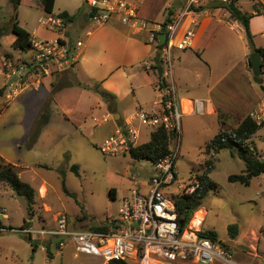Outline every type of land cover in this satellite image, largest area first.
<instances>
[{
	"label": "rangeland",
	"instance_id": "rangeland-1",
	"mask_svg": "<svg viewBox=\"0 0 264 264\" xmlns=\"http://www.w3.org/2000/svg\"><path fill=\"white\" fill-rule=\"evenodd\" d=\"M173 1L146 0L139 6V16L162 21L173 8L179 9V4L170 6ZM239 4L244 9H252L251 0H239ZM84 8L88 9L84 0H55L53 13L63 10L75 13ZM224 10V5L212 7L208 14L220 17L224 26L219 27L215 38L210 42L207 37L202 39L201 43L208 42L206 51L202 55L197 54L199 49L188 51L181 56V64L176 60L175 54H178V51H175L173 66L179 95L187 90L205 96L208 87L217 84L211 96L224 101L227 110L231 105L227 95L228 90H232L231 94H237L238 97V93H245L253 87L263 101L264 93L261 85L253 77L251 66H248V70L244 67V51L247 46L249 47L246 32L243 27L240 32L236 28H230L226 24L229 19ZM41 15L43 12L40 0H21L17 6L10 0H0V29L6 30V33L0 37V54L8 53L15 58L19 54L26 56L28 52L20 53L11 46L14 37L11 32L12 21L17 20L22 27L31 28L38 26L37 18ZM255 25L257 28L263 26V20L257 18ZM42 34L49 36L50 32L46 31ZM249 52L251 51L247 52L248 56L251 54ZM232 66H235L233 72L224 79V75ZM181 72L186 74L183 75ZM232 77L237 78L235 85L229 83ZM1 78L3 76L0 74V81ZM88 98L80 103L81 111L83 109L89 111L92 105L96 104L93 92H89ZM108 116L109 119L117 122L113 115ZM243 116L238 118L229 111L218 112V123L212 118L213 116L210 118L206 114L182 117L181 147L175 160L176 180L166 189L172 192L173 198L191 192L195 188L194 183L198 181V176L204 170L205 160L210 158L205 154L204 143L213 138L219 128L235 127ZM134 123L138 122L134 121ZM102 130L106 131V128ZM151 131L140 126V141H148ZM98 134L96 133L92 139L68 138L66 143L70 152L66 153L67 155L62 154L61 160L50 161L49 168H34L37 174L27 171L25 175L20 176L33 188H37L43 179L48 181L49 191L45 199L39 198L35 193L34 201L29 204L24 195L16 194L13 189L0 182V212L4 210L7 214V217L3 218L0 213V219L7 227L14 228L0 232V264H109L99 256L75 254L70 241H66L59 250L58 238H53L52 243L47 245L39 240L29 241L27 234L16 229L20 228L29 216L33 218L34 226L46 228L52 225L53 211L42 214L38 211L36 202L48 203L53 210L59 209V212H65L70 224L75 227L73 229L94 230L92 226L106 221L108 216L118 217V209L133 186L131 176L134 175L144 183L153 170V163L149 159H135L130 153L103 154L97 145L100 142ZM250 141L261 154L264 153V125ZM237 152L238 147L233 146L231 149L224 148L217 155L212 156L215 167L209 176L218 187L208 191L203 197L201 206L194 211L188 225L192 228L200 227L203 230L214 231L231 249L234 258L241 263L261 264L264 263V174L253 177L249 185L230 182L228 175L240 173L245 167L243 158ZM74 164L78 165L77 171L71 169ZM62 180L67 192L63 189ZM110 190L112 194L115 190L116 195L112 196ZM41 192L45 193L44 187ZM63 208L65 210H62ZM200 209H204L205 213L201 224L194 227L192 220ZM231 225H236L238 229L234 237L229 234L228 227Z\"/></svg>",
	"mask_w": 264,
	"mask_h": 264
},
{
	"label": "built area",
	"instance_id": "built-area-1",
	"mask_svg": "<svg viewBox=\"0 0 264 264\" xmlns=\"http://www.w3.org/2000/svg\"><path fill=\"white\" fill-rule=\"evenodd\" d=\"M84 1L88 6V20L93 25L101 26L118 20L134 32H144L145 41L152 45L154 55L142 63V68L155 71L157 65L162 67L161 77L157 76L158 99L154 107L138 106L129 119H124L101 141L99 150L105 155L130 153V149L139 144L140 126H143L151 129V133L162 128L167 136L168 151L152 162L153 170L144 183L131 176L133 186L129 195L123 199L118 217L108 216L104 221L105 229H70L64 213L58 214L53 228L37 229L25 225L16 229L31 237L40 234L58 238L59 250L66 241H70L75 254L99 256L105 263L244 264L234 258L231 249L219 237L203 235L200 227L192 228L188 224L182 227L172 192L166 190L176 180L175 160L182 140V112L173 76L174 52L195 46L201 17L211 11L210 2L220 1L227 5L235 0H181L179 9L162 21L139 16V6L146 0ZM38 23L54 31L56 36L31 39L25 61L2 64L6 76L12 79L13 92L34 84L29 83L30 77L39 82L44 75L72 67L76 61L75 48L82 45L81 40L73 46L63 38L66 21L59 14H47L39 18ZM161 33L165 38L159 43ZM193 105L196 113H203L208 108L201 100H195ZM249 115L258 123L264 121V106L259 105ZM1 214L5 215L4 210ZM6 229L10 228L0 221V232Z\"/></svg>",
	"mask_w": 264,
	"mask_h": 264
},
{
	"label": "crops",
	"instance_id": "crops-1",
	"mask_svg": "<svg viewBox=\"0 0 264 264\" xmlns=\"http://www.w3.org/2000/svg\"><path fill=\"white\" fill-rule=\"evenodd\" d=\"M180 2L181 0H174L170 6ZM235 4L243 12L252 14L249 19V30L252 34L253 43L256 47H264V0H251V10L242 8L239 0H235ZM53 11L47 13L42 6L43 15L37 18V22L39 18L47 14H55ZM171 11L173 13L176 10L173 8ZM224 11L229 19L226 24L230 28H236L239 32L242 31V26L229 16L226 9ZM67 12L69 15L75 14V18L71 22H66V28L62 34L63 38L73 46L77 40L82 41V45L75 48L76 61L72 67L45 75L39 82L34 81L35 77H30L28 79L29 83L34 82V84L16 89L13 92L10 84L12 79L6 76L2 64L9 61L14 63L25 61L29 52L28 50L15 49L20 53L28 52L26 56L19 54L16 58L8 53L0 54V74L3 76L0 81V88L4 87V93L0 96V156L4 161L16 166L19 177L25 175L27 171L37 174L34 168H49L50 161L61 160L62 154L70 152L66 143L68 138L92 139L96 133H99L100 144L118 125L116 121L109 119V114L113 117L118 115V119H121V123H123L124 119H129L134 114L138 106L152 109L154 102L158 99L156 89L157 73L142 68V63L154 55L152 45L145 41L144 32H134L118 20H112L106 25H93L88 20V9L86 8L75 13ZM257 18L263 20V26L258 28L255 25ZM223 24L220 17L203 15L196 32L195 46L184 51H178V54H175L178 63L181 64V56L192 49L195 51L199 49L197 54L202 55L206 51L207 43L215 38L219 27L222 28ZM25 29L30 33L31 39H50L56 36L54 31L42 27L39 23L38 26ZM46 31L50 32L49 36L42 34ZM5 33V29H0V37ZM204 37H207V40L209 39L207 43H201ZM14 39L15 35L12 42ZM249 50L250 48L247 46L244 51V67H246V70L250 66L247 53ZM234 68L235 66L229 68L224 75V79L229 77ZM182 74L185 75L186 73L183 72ZM261 76L263 82H256L264 86V74L262 73ZM174 81L176 84L175 77ZM229 83L235 85L237 78L229 80ZM216 88L217 84L209 86L205 96H203L204 94L190 93L187 90L182 95L178 94L182 117L193 114H206L210 118L213 116L212 118H215L216 123H218V112L229 111L241 118L259 105L264 106V101L251 87L245 93H238V97L237 94H231L232 90H228L227 95L231 100V105L226 110L224 101L211 96ZM90 91L95 94L97 102L92 105L91 110L83 109L81 111L80 103L89 99L88 94ZM262 91L264 93L263 89ZM101 92H107L114 96V112L107 108V104L101 97ZM195 100H201L205 106L208 105L205 112H194L193 102ZM46 104L48 105L47 119L32 140L36 121ZM102 128H106V131H101ZM141 143L144 142L139 139V144ZM99 144L97 145L99 146ZM74 165L78 167L77 164ZM47 185L48 181L43 179L38 187L34 188L39 198H46L49 191ZM42 187L45 188V193L41 192ZM1 188L4 187L1 186ZM113 195H116L115 190H113ZM35 205L42 214L53 211L51 215L52 225L46 228L56 226L59 213L66 215L65 212H59V209L53 210L48 203L36 202ZM2 217L6 218L7 214L5 213ZM66 217L68 227L70 229L75 228L70 224L67 215ZM0 221L6 225L1 219ZM27 221H29V224L26 226L37 229L45 228L34 226L31 216ZM103 223L104 221L98 225H103ZM28 237L31 240L43 241L47 245L51 244L53 240L52 237L40 234L32 237L28 235Z\"/></svg>",
	"mask_w": 264,
	"mask_h": 264
},
{
	"label": "trees",
	"instance_id": "trees-1",
	"mask_svg": "<svg viewBox=\"0 0 264 264\" xmlns=\"http://www.w3.org/2000/svg\"><path fill=\"white\" fill-rule=\"evenodd\" d=\"M15 6L19 5L21 0H10ZM44 11L51 13L53 11L55 0H41ZM228 11L229 16L237 21L245 30L248 45L251 53L258 52L262 57V73L264 74V47H256L253 43L252 34L249 30V19L252 14L243 12L240 10L235 1L224 5ZM170 11L169 13H171ZM60 16L64 18L66 22H71L75 18V14L69 15L67 11H61ZM168 18V17H167ZM11 32L15 35V39L11 46L14 49H20L27 51L31 46L30 33L22 26L19 25L17 20L12 21ZM156 58V56H154ZM250 62V59H249ZM158 77H161L162 67L157 65L155 70ZM258 83H262L263 77L253 76ZM264 90V89H263ZM4 93V87L0 88V96ZM101 97L107 104V108L114 112L113 101L114 96L107 92H101ZM48 105H44L40 116L36 121V128L32 133L31 139L38 133L39 128L43 125L47 119ZM117 123L121 125V119H117ZM264 125V121L258 123L247 114L241 121L232 129L219 128L218 132L205 144V154L210 158L205 160L204 170L201 175L198 176V181L194 183L195 188L191 192L183 193L179 197H175V203L178 211L179 220L182 222V227H185L191 220L193 213L197 210L201 204L202 199L208 191L217 189V184L211 180L209 173L215 167V163L212 161V156L217 155L220 150L227 148L231 149L233 146L238 147V155L243 158L245 167L240 173H233L228 175L230 182H240L244 185H249L253 177L260 174H264V153L261 154L258 149L253 146L250 141L251 137ZM168 151V140L165 131L159 128L151 133V136L147 142L139 144L130 149V155L135 159H149L155 162L158 157L164 155ZM72 170L77 171V166L73 165ZM0 182L5 183L18 195H24L29 204L34 201V195L36 190L31 187L27 182L23 181L19 175L15 165L6 162L0 156ZM63 189L67 192L64 186V180H62ZM112 194V190H110ZM29 221L24 220L22 226L28 225ZM13 229V227L8 226ZM94 230L105 229L104 225L92 226ZM230 236L234 237L238 229L236 225L228 227ZM203 235H207L211 238H218L216 233L211 230H202ZM30 241L31 238L28 237ZM225 244V243H224ZM109 264H127L126 261H110Z\"/></svg>",
	"mask_w": 264,
	"mask_h": 264
},
{
	"label": "water",
	"instance_id": "water-1",
	"mask_svg": "<svg viewBox=\"0 0 264 264\" xmlns=\"http://www.w3.org/2000/svg\"><path fill=\"white\" fill-rule=\"evenodd\" d=\"M223 3L220 1H212L208 4L209 7H216V6H222ZM165 38V35L161 33L159 35V43H162ZM250 59V66H251V71L255 76H259L262 74V57L260 53L258 52H253L249 55ZM261 89H264V86L261 85ZM114 119H118V115L114 116Z\"/></svg>",
	"mask_w": 264,
	"mask_h": 264
},
{
	"label": "bare ground",
	"instance_id": "bare-ground-1",
	"mask_svg": "<svg viewBox=\"0 0 264 264\" xmlns=\"http://www.w3.org/2000/svg\"><path fill=\"white\" fill-rule=\"evenodd\" d=\"M204 209H200L196 212V214L194 215V218L192 220V225L195 226H199L202 222L203 216H204Z\"/></svg>",
	"mask_w": 264,
	"mask_h": 264
}]
</instances>
